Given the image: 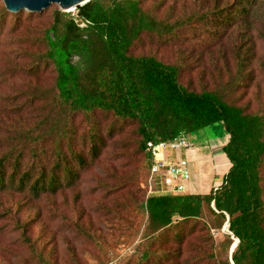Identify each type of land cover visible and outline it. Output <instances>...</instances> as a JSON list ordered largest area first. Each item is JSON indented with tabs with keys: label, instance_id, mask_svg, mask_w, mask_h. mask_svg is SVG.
I'll return each mask as SVG.
<instances>
[{
	"label": "trees",
	"instance_id": "trees-1",
	"mask_svg": "<svg viewBox=\"0 0 264 264\" xmlns=\"http://www.w3.org/2000/svg\"><path fill=\"white\" fill-rule=\"evenodd\" d=\"M146 1L90 0L77 9L76 18L53 14L40 58L54 70L51 106L34 128L32 158L23 162L24 146L0 154V196L36 200L75 186L117 127L134 126L137 148L144 153L149 173L152 157L148 142L169 141L219 123L228 136L222 152L231 164L220 186L203 195L146 196L142 210L147 243L136 264L178 258L186 227L197 223L205 212L218 220L219 228L226 222L229 247L236 239L230 262L227 258L225 264H264V90L254 83L251 67L257 57L254 30L264 42V0H212L211 7L200 8L203 11L177 17L173 14L177 0L171 1L163 17L156 12L165 0H156L155 9H146ZM14 19L17 24V17ZM256 19L262 29L255 26ZM231 29L234 64L226 80L219 76L213 88L205 84L196 91L184 86L183 64L132 53L142 37L167 46L183 42L188 35L205 34L218 43ZM73 56L77 57L75 62H71ZM258 66L264 75L263 58ZM251 86L257 89L253 94L255 109L249 99L241 103ZM97 113L113 118L105 133ZM77 115L88 123L81 135L82 148H77L72 136ZM46 140H52L48 147ZM28 201L18 202L16 210ZM6 217L36 251V242L26 237L34 218L21 222L9 207L0 210V219ZM169 237L176 244L173 251L151 248ZM38 258L49 264L41 253Z\"/></svg>",
	"mask_w": 264,
	"mask_h": 264
},
{
	"label": "rangeland",
	"instance_id": "rangeland-1",
	"mask_svg": "<svg viewBox=\"0 0 264 264\" xmlns=\"http://www.w3.org/2000/svg\"><path fill=\"white\" fill-rule=\"evenodd\" d=\"M171 1L165 0L156 14L163 17ZM155 2L147 0L146 9H155ZM211 4L212 0H177L173 14L174 17L188 15L198 9L203 11ZM55 12L73 18L77 16V9L60 12L55 4L40 13L27 10L11 13L0 0V19L3 18L0 31V154L24 146L23 162L32 158L31 140L37 133L34 128L47 116L51 106L54 70L51 64L40 62V58L45 49L43 36L50 28ZM254 23L262 29L259 20ZM79 25L83 26L82 23ZM233 34L234 31L229 30L218 43H213L205 34H199V37L193 34L179 44L167 46H157L142 37L132 53L153 55L168 64H183L185 71L181 83L198 91L205 84L213 88L219 82V76L221 81L226 80L227 71L234 64L230 51ZM254 34L257 57L251 67L255 72L254 83L264 90V75L258 66V60L264 59V42L255 30ZM76 60V56L71 58V62ZM256 91L254 86L249 87L241 103L249 99L255 109L257 104L253 94ZM96 117L103 133L113 125L110 115L97 113ZM87 127L85 117H74L72 130L75 135L72 136L77 148H82L81 135ZM115 130L113 137L106 140L99 158L81 173L75 186L36 200L0 196V210L11 208L13 216L21 222L34 218L26 237L36 242L35 251L23 241L12 220L0 219V264H42L39 253L49 264L137 263L147 243L146 214L142 204L146 199L149 173L144 153L137 148L134 126ZM226 136L222 125L217 123L186 135V139L192 145L210 141L217 144ZM44 144L48 147L52 140H46ZM25 199L28 203L17 211L16 204ZM226 229V222L219 228L218 220L205 212L197 223L186 227L179 257L161 258L159 263L225 264L227 258L230 262V248L235 247L236 239L229 247L230 234ZM151 248L170 252L176 244L169 237L167 241L152 244Z\"/></svg>",
	"mask_w": 264,
	"mask_h": 264
},
{
	"label": "built area",
	"instance_id": "built-area-1",
	"mask_svg": "<svg viewBox=\"0 0 264 264\" xmlns=\"http://www.w3.org/2000/svg\"><path fill=\"white\" fill-rule=\"evenodd\" d=\"M146 147L152 157L146 183V196L188 194V184L191 179L189 162L183 157H171V153L175 151L192 148L186 135L180 134L169 141L148 142ZM219 186L213 189L216 190Z\"/></svg>",
	"mask_w": 264,
	"mask_h": 264
},
{
	"label": "crops",
	"instance_id": "crops-1",
	"mask_svg": "<svg viewBox=\"0 0 264 264\" xmlns=\"http://www.w3.org/2000/svg\"><path fill=\"white\" fill-rule=\"evenodd\" d=\"M194 137L197 139V136ZM227 140L228 136L217 144L210 141L202 145H192L189 150L171 153L172 158L183 157L189 162L191 179L188 194H208L215 186L221 184L222 178L231 166L222 152Z\"/></svg>",
	"mask_w": 264,
	"mask_h": 264
},
{
	"label": "water",
	"instance_id": "water-1",
	"mask_svg": "<svg viewBox=\"0 0 264 264\" xmlns=\"http://www.w3.org/2000/svg\"><path fill=\"white\" fill-rule=\"evenodd\" d=\"M90 0H2L5 9L11 13L27 10L32 13H40L50 5L55 4L60 12H67L74 8L79 9ZM232 248L230 249L231 252Z\"/></svg>",
	"mask_w": 264,
	"mask_h": 264
},
{
	"label": "bare ground",
	"instance_id": "bare-ground-1",
	"mask_svg": "<svg viewBox=\"0 0 264 264\" xmlns=\"http://www.w3.org/2000/svg\"><path fill=\"white\" fill-rule=\"evenodd\" d=\"M69 12H71V11H74V8H72V9H70V10H68ZM76 11V10H75Z\"/></svg>",
	"mask_w": 264,
	"mask_h": 264
}]
</instances>
